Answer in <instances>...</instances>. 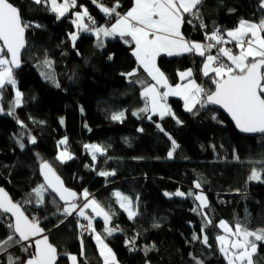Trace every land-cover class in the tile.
Segmentation results:
<instances>
[{
  "label": "trees",
  "instance_id": "obj_1",
  "mask_svg": "<svg viewBox=\"0 0 264 264\" xmlns=\"http://www.w3.org/2000/svg\"><path fill=\"white\" fill-rule=\"evenodd\" d=\"M10 2L31 26L25 32L22 66L13 71L16 88L22 94L19 106L14 103L11 85L0 90L4 111L0 114V187L30 219L39 221L60 254L58 264H71L65 253L76 255L77 264H103V260L91 231H80L88 221L76 213L66 216L65 201L41 179L42 161L52 165L65 188L77 193L72 202L82 206V193L87 190L89 198L110 212L108 227L118 229L112 235L105 232L100 217L93 218V224L119 264H196V260L227 264L217 241V236L224 235L221 220L233 229L237 222L245 223L251 231L264 229V169L255 163L264 160V135H240L220 112L205 105L190 113L175 97L168 98V105L182 123L177 124L171 115L163 119L154 115L150 120V113L138 111L144 107L140 94L143 86L138 81H153L138 67L132 42L125 43L116 36L99 48L94 35L80 33L73 46L69 38V33L76 31L72 13L82 11L80 7L57 20L44 4ZM98 2L111 7L116 0ZM260 4L261 0H203L198 6L200 18L186 14L192 24L185 23L182 32L188 40L202 43L205 33L214 28L223 32L235 28L241 19L259 22L264 18ZM77 5L86 7L98 25L114 22L92 0H77ZM120 5L117 10L126 13L132 0H120ZM201 19L206 28L200 27ZM46 59L51 62L47 70L40 65ZM203 60L195 54L160 55L157 66L170 84L178 83V71L192 69L193 79L213 90L211 79L201 71ZM40 69L50 72L55 82L43 78ZM133 69L135 76L122 75ZM119 112H124L122 120L111 119ZM157 124L179 145L172 158L168 157L172 143ZM30 137H35L34 144ZM65 138L67 144H59ZM86 144L100 145L105 151L97 153L93 161ZM59 149H67L72 159L61 163L57 159ZM253 167L262 172V180H248ZM101 171L114 174L101 176ZM197 182L200 188L194 187ZM41 185L43 202L38 203L40 197L34 189ZM177 190L185 195L175 196ZM190 191L191 196L187 195ZM197 191L207 196V207L202 210L195 200ZM116 192L132 200L137 213L133 219L120 207ZM87 211L95 217L91 209ZM9 224L10 219L0 213V240L12 233ZM205 236L207 244L203 242ZM132 239L134 245L126 244ZM81 241L84 256L80 255ZM22 245L14 244L6 253L0 252V264H8L9 254L25 261L29 253ZM257 245L254 264H264V243L258 241Z\"/></svg>",
  "mask_w": 264,
  "mask_h": 264
},
{
  "label": "snow or ice",
  "instance_id": "obj_2",
  "mask_svg": "<svg viewBox=\"0 0 264 264\" xmlns=\"http://www.w3.org/2000/svg\"><path fill=\"white\" fill-rule=\"evenodd\" d=\"M35 4H44L49 11L56 14L57 20L65 17L70 9L80 7L82 11H75V17L71 23L76 31L69 33V38L75 46L80 33H90L97 38V47H103L102 37L119 36L125 43L134 42L132 55L135 57L138 67L143 68L148 77L154 83L142 84L141 97L144 100V107L139 112L150 113L148 118L159 115L161 119L171 115L177 124L182 123L173 113L168 105L170 96H178L183 100L185 111L194 113L197 106L205 107L207 104L219 105L224 109L235 122V126L242 133L264 134V18L259 22H251L241 19L238 26L234 29L224 30L214 28L210 33H205L207 43L188 40L183 32L182 26L185 23L192 24V20L186 19L188 16L199 17L198 6L203 0H134V5L126 13H121L117 9L121 6L120 0L111 6H105L98 0H92L105 16L114 18L110 25H98L97 21L83 5H77V0H33ZM261 8H264V0H261ZM87 20V22H85ZM31 25L22 19L21 11L14 6L10 0H0V90L7 85L16 88L17 81L14 78L13 69L20 67L21 49L25 47V32ZM39 27V25H37ZM200 27L207 26L201 19ZM229 39L226 41L224 37ZM131 38V41L125 39ZM225 43H234L235 48L239 49L234 53L228 47H218ZM217 48L215 55L211 50ZM169 57L181 56L185 54H195L204 57L201 71L204 77L211 79L214 90L206 89L202 84L193 79V70L178 71L181 83L172 85L164 72L157 66V57L161 54ZM111 59V56L109 57ZM227 62H225V59ZM47 67H51L49 60L44 61ZM46 79L55 82L54 76L49 72L43 74ZM131 78L136 75V69L132 72L122 73ZM59 87V84L56 85ZM163 89V91H161ZM21 92H15V105L21 102ZM2 111V109H0ZM11 114V113H9ZM133 115H137L136 112ZM124 118V112L114 113L111 119L119 121ZM213 119H216L213 116ZM21 127L23 122L18 121ZM63 123V120H61ZM161 132H164L172 143V149L168 152V157L172 158L173 153L179 145L176 141L159 125H156ZM142 131V129H139ZM30 142L35 143V137H30ZM59 144H67V139L59 141ZM20 147L23 149L24 144ZM92 154L93 161L96 154H103L105 149L97 144L84 145ZM57 159L63 163L72 159L67 149L61 151ZM236 159H239L237 156ZM264 169V160L257 161ZM40 170L44 176L47 186L57 193L60 200L65 201L66 206L63 212L66 216L76 213L78 216L88 221L86 230L95 232L93 218L89 216L85 209H91L95 217H102L105 224V232L112 235L117 231V227H108L111 214L106 211L94 198H89V193L85 190L82 196L85 203L78 206L72 202L77 199V193L64 187L63 182L56 175L52 165L47 161L40 163ZM114 173L99 172L101 176L113 175ZM248 180H262V172L253 167ZM195 188H200V183L194 184ZM41 185L34 189L38 203L43 202ZM169 195V193H165ZM175 196H184L185 193L177 190ZM187 195L191 196L190 191ZM120 207L127 212L128 218L133 219L137 213L133 210L132 200L120 192H116ZM195 200L200 202L201 210L207 207V199L203 194H196ZM196 211V209H193ZM0 212L11 213L15 217V223L9 224L12 229L6 239L0 240V252H7V249L14 244L30 241L33 237H40L34 240L35 251L27 261L20 260L19 257L8 256V264H58L57 257L60 255L46 235L42 236L44 229L40 227L36 218L29 219L21 210L19 203H14L4 189L0 188ZM205 219H208L205 216ZM63 221H61L62 223ZM212 221L209 220L208 223ZM158 226V225H157ZM81 227H84L81 225ZM219 227L224 229L226 235L217 236L219 251L223 255L227 264H254L253 256L258 250V241H264V229L255 231L249 230L245 223L237 222L233 230L228 223L221 220ZM203 232V229H201ZM18 236V239L16 238ZM227 237H232L228 239ZM254 238V239H251ZM193 239H198L194 236ZM95 240L99 248V255L103 264H116V256L112 249L104 242L101 235H95ZM203 242L207 244L205 236ZM126 244H135V239L126 241ZM22 250L29 251V247L22 245ZM132 250V249H130ZM71 264H77V256L65 253ZM81 256L85 255L83 241H81ZM195 259V257H193ZM196 264H203L196 260Z\"/></svg>",
  "mask_w": 264,
  "mask_h": 264
},
{
  "label": "water",
  "instance_id": "obj_3",
  "mask_svg": "<svg viewBox=\"0 0 264 264\" xmlns=\"http://www.w3.org/2000/svg\"><path fill=\"white\" fill-rule=\"evenodd\" d=\"M0 43H2V42H0ZM25 48H26V34H25V47L23 48V49H21V58H22V54H23V52H24V50H25ZM21 66H22V59H21V64H20V67H18V68H14L13 69V71H17V70H19L20 68H21ZM214 90V89H213ZM207 106L208 107H210V108H212V109H214V110H216V111H218V112H220L221 114H223L227 119H228V121L232 124V126L234 127V129L236 130V132L238 133V134H240V135H243V136H246V137H253V138H256V137H259V136H263L264 134H260V133H242V132H240L239 131V129H237L236 128V126H235V122L231 119V117H230V115L224 110V109H222L219 105H212V104H207ZM39 173H40V176H41V179L43 180V182L45 183V185H47V182L45 181V179H44V176L42 175V173H41V170H40V168H39ZM56 173V172H55ZM57 175V174H56ZM58 176V175H57ZM48 187V186H47ZM0 188H2V187H0ZM49 188V187H48ZM2 189H4V188H2ZM49 189H51V188H49ZM4 191H6L5 189H4ZM7 192V191H6ZM8 193V192H7ZM8 195H9V193H8ZM9 197H10V195H9ZM11 198V197H10ZM13 201V200H12ZM14 202V201H13ZM15 203V202H14ZM21 207V206H20ZM21 210H22V208H21ZM23 211V210H22ZM24 212V211H23ZM1 214H3V215H5V216H7L9 219H10V221H11V224H14L15 223V217H13L12 216V214L11 213H2V212H0ZM24 214L26 215V213L24 212ZM27 216V215H26ZM28 217V216H27ZM29 218V217H28ZM30 219V218H29ZM41 227V226H40ZM42 228V227H41ZM13 231V230H12ZM43 235H46L47 237H48V235H47V233H45V231H43V233H42V236ZM40 237H33L30 241H25V242H22V244H24L25 246H27V247H29V251H28V253H29V257L28 258H26V260H25V262L27 261V259H29L30 258V256L32 255V253L35 251V245H34V240L35 239H39ZM17 239H18V236H17ZM48 239H49V237H48ZM49 242H50V240H49ZM51 243V242H50ZM52 244V243H51ZM53 245V244H52ZM54 246V245H53ZM55 247V246H54ZM57 260H58V257H57Z\"/></svg>",
  "mask_w": 264,
  "mask_h": 264
},
{
  "label": "crops",
  "instance_id": "obj_4",
  "mask_svg": "<svg viewBox=\"0 0 264 264\" xmlns=\"http://www.w3.org/2000/svg\"><path fill=\"white\" fill-rule=\"evenodd\" d=\"M133 5H134V0H132V5H131V7H133ZM130 7V8H131ZM129 8V9H130ZM128 9V10H129ZM127 10V11H128ZM238 26V25H237ZM236 26V27H237ZM232 29H234V28H232ZM230 30V29H229ZM112 37H102V40H103V42L105 41V40H108V39H111ZM225 38V40L227 41L229 38L228 37H224ZM126 39H128L129 41H131V38L130 37H127ZM190 41H192V40H190ZM195 42H199V41H195ZM70 43L72 44V41L70 40ZM133 44H134V42H132ZM96 45H97V41H96ZM135 46V45H134ZM221 46H223V47H228V48H231V49H233V51H234V53H238V51H239V49H237V48H235V45H234V43H225V44H223V45H221ZM99 48H102V47H99ZM134 49V48H133ZM132 52H133V50H132ZM161 55H166V54H161ZM167 56V55H166ZM225 60H226V58H225ZM227 61V60H226ZM44 62V61H43ZM41 66H43V65H45V64H40ZM42 69H46L47 70V66L45 65L44 67H42ZM143 69V68H142ZM144 71V70H143ZM182 71H185V70H182ZM44 73H46V72H44ZM146 73V72H145ZM147 74V73H146ZM177 78H178V83H181L182 81H180V79H179V76H178V72H177ZM153 83H154V81H153ZM172 85H175V84H172ZM161 91H163V89H161ZM170 97H175V98H179L181 101H182V104H183V100L180 98V97H178V96H170ZM169 97V98H170ZM21 103V102H20ZM158 115V114H157ZM159 116V115H158ZM90 199H92V198H90ZM119 203V202H118ZM120 204V203H119ZM134 210V209H133ZM100 219H102L103 220V218L102 217H100ZM88 223V222H87Z\"/></svg>",
  "mask_w": 264,
  "mask_h": 264
},
{
  "label": "rangeland",
  "instance_id": "obj_5",
  "mask_svg": "<svg viewBox=\"0 0 264 264\" xmlns=\"http://www.w3.org/2000/svg\"><path fill=\"white\" fill-rule=\"evenodd\" d=\"M57 2L58 3H62L63 2V0H57ZM261 5V4H260ZM48 7H50V5L48 6ZM72 44H73V42H72ZM40 74H41V76L43 77V78H45V75H43V74H45L44 73V71L42 70V69H40ZM14 91L16 92L17 91V88H15L14 89ZM0 109H1V107H0ZM4 113V111L2 110V111H0V114H3ZM171 149H172V146H171ZM170 149V150H171ZM60 151H59V153L61 152V151H63L62 149H59ZM58 153V154H59ZM196 194H203L205 197H206V199H207V196H206V194H204V193H202L201 191H197V192H195L194 193V195H196ZM198 203H199V205H200V202L198 201ZM85 212L89 215V212L87 211V209H85ZM94 218H96V217H94ZM93 227H94V229H95V232H93V231H91V233H92V239L94 240V243L96 244V247H97V250H98V252H99V248H98V245H97V243H96V240H95V235H97V234H99L100 235V233H99V230L94 226V224H93ZM222 229V228H221ZM223 230V233H224V235H226V233H225V231H224V229H222ZM234 230V229H233ZM102 238V237H101ZM228 239H231L232 237H227ZM103 239V238H102ZM251 239H254V238H251ZM105 242V241H104ZM263 243H264V241H262ZM106 243V242H105ZM107 244V243H106ZM108 245V244H107ZM109 247V246H108ZM110 248V247H109ZM113 251V250H112ZM114 253V252H113ZM116 264H119V262H118V260H117V258H116Z\"/></svg>",
  "mask_w": 264,
  "mask_h": 264
},
{
  "label": "built area",
  "instance_id": "obj_6",
  "mask_svg": "<svg viewBox=\"0 0 264 264\" xmlns=\"http://www.w3.org/2000/svg\"><path fill=\"white\" fill-rule=\"evenodd\" d=\"M202 43H207V41L206 40H204ZM217 48H218V46H217ZM217 48H213V50H214V54L213 55H215L216 54V50H217ZM80 231L81 232H84V233H88V230H86V226H84V227H81V229H80Z\"/></svg>",
  "mask_w": 264,
  "mask_h": 264
}]
</instances>
